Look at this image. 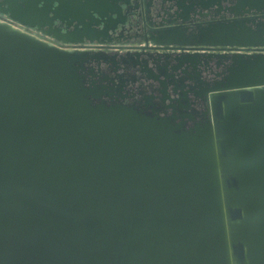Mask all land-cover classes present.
<instances>
[{"label":"water","instance_id":"1","mask_svg":"<svg viewBox=\"0 0 264 264\" xmlns=\"http://www.w3.org/2000/svg\"><path fill=\"white\" fill-rule=\"evenodd\" d=\"M141 1L0 0V264H264V0Z\"/></svg>","mask_w":264,"mask_h":264},{"label":"flooded vegetation","instance_id":"2","mask_svg":"<svg viewBox=\"0 0 264 264\" xmlns=\"http://www.w3.org/2000/svg\"><path fill=\"white\" fill-rule=\"evenodd\" d=\"M138 2L140 3L141 8L143 9V2L141 0H138ZM145 2L149 3V0H145ZM151 3H152L150 5V7H151V9H150L151 10L150 11L151 15L154 18H156V19L160 18V17H157V14L158 13L164 14V10L167 9L166 6L164 4H162V2L159 1V0H154ZM144 12H146V11H144ZM4 14H6V13L0 11V18H3ZM129 19H130V26H132V29L130 30V32H131V34H134V32L137 30V27H138V25L140 24L141 21L139 19H137V18H132L131 16L129 17ZM26 28L29 31H31V32H38L42 36H46V34L42 33L40 30H38L35 27L26 26Z\"/></svg>","mask_w":264,"mask_h":264},{"label":"built area","instance_id":"3","mask_svg":"<svg viewBox=\"0 0 264 264\" xmlns=\"http://www.w3.org/2000/svg\"><path fill=\"white\" fill-rule=\"evenodd\" d=\"M0 20L11 22L14 25L19 26V27H26V26H22V24H20L16 20L12 19L8 14H4V17L3 18H0Z\"/></svg>","mask_w":264,"mask_h":264}]
</instances>
